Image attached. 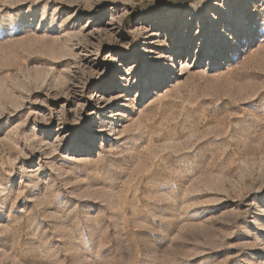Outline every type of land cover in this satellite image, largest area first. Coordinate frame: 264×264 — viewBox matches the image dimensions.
<instances>
[{
	"label": "rangeland",
	"instance_id": "obj_1",
	"mask_svg": "<svg viewBox=\"0 0 264 264\" xmlns=\"http://www.w3.org/2000/svg\"><path fill=\"white\" fill-rule=\"evenodd\" d=\"M0 264H264V0H0Z\"/></svg>",
	"mask_w": 264,
	"mask_h": 264
},
{
	"label": "bare ground",
	"instance_id": "obj_2",
	"mask_svg": "<svg viewBox=\"0 0 264 264\" xmlns=\"http://www.w3.org/2000/svg\"><path fill=\"white\" fill-rule=\"evenodd\" d=\"M170 57H171V58H170V59H171V62H175V63H177V65H178V61H177V59L175 58V56L172 54ZM173 65H174V63L170 64L169 67L172 68ZM173 70H174V69H173ZM173 72H174V71H173ZM173 79H174V77H171L169 80L174 81Z\"/></svg>",
	"mask_w": 264,
	"mask_h": 264
}]
</instances>
